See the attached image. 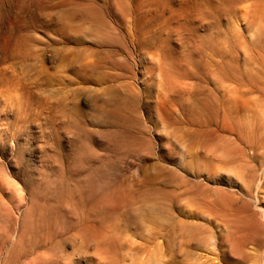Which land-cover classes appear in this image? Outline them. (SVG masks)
Instances as JSON below:
<instances>
[{
	"label": "rangeland",
	"instance_id": "obj_1",
	"mask_svg": "<svg viewBox=\"0 0 264 264\" xmlns=\"http://www.w3.org/2000/svg\"><path fill=\"white\" fill-rule=\"evenodd\" d=\"M0 264H264V0H0Z\"/></svg>",
	"mask_w": 264,
	"mask_h": 264
}]
</instances>
